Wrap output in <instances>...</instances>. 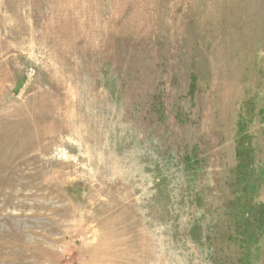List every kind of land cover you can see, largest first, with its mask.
<instances>
[{"label":"rangeland","instance_id":"obj_1","mask_svg":"<svg viewBox=\"0 0 264 264\" xmlns=\"http://www.w3.org/2000/svg\"><path fill=\"white\" fill-rule=\"evenodd\" d=\"M0 264H264V0H0Z\"/></svg>","mask_w":264,"mask_h":264}]
</instances>
